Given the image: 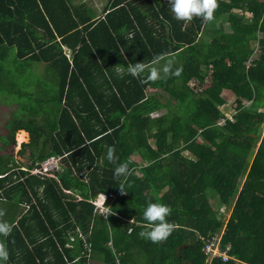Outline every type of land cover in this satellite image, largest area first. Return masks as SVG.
Returning <instances> with one entry per match:
<instances>
[{
	"label": "trees",
	"instance_id": "16d2710c",
	"mask_svg": "<svg viewBox=\"0 0 264 264\" xmlns=\"http://www.w3.org/2000/svg\"><path fill=\"white\" fill-rule=\"evenodd\" d=\"M217 3L214 20L206 23L176 20L168 0H108L94 20L79 14L82 4L72 0H0V94L17 102L3 141L14 144V133L25 131L28 141L19 151L29 155L26 167L0 156V201L15 210L9 220L18 225L4 237L7 264H35L26 242L40 252L61 248L59 264L63 255L86 264L89 250L102 264H264V0ZM12 52L21 70L45 65L38 90L20 87L24 79L10 72L7 60ZM157 57L160 63L173 59L181 74L162 82L128 74V66L144 62L150 69ZM46 78L50 95L43 93ZM207 78V92L186 87L190 79L199 85ZM161 85L167 98L146 93ZM223 90L234 94L235 106L220 126ZM157 111L159 117H149ZM109 146L118 157L113 163L105 159ZM48 158L57 160L52 177L29 175ZM125 162L131 175L115 178ZM99 194L113 196L115 214L107 220L89 202ZM149 203L171 209L167 220L175 229L164 242L139 237ZM22 204L28 208L17 220ZM220 207L230 208L226 223ZM28 221L45 234L28 233ZM77 228L87 247L77 239L66 249ZM217 234L233 260L204 252L205 240Z\"/></svg>",
	"mask_w": 264,
	"mask_h": 264
},
{
	"label": "clouds",
	"instance_id": "9594fccd",
	"mask_svg": "<svg viewBox=\"0 0 264 264\" xmlns=\"http://www.w3.org/2000/svg\"><path fill=\"white\" fill-rule=\"evenodd\" d=\"M168 3L174 18L181 22H191L194 18H200L206 23L212 22L214 20V12L218 7L217 0H168ZM161 59V57H157L153 62L154 66L150 69L144 62L130 65L127 68L128 74L132 75L134 78L143 77L142 82H156L160 79L179 76L181 74L182 68H175V70H173L175 63L173 59L169 58L163 63H160ZM146 71L148 72V75L144 77L143 74ZM105 159L109 163H113L118 159L115 155L114 147L109 146L107 148ZM47 160H55V162H57L54 158H48L42 161V163ZM42 163H40V166ZM40 166H36V168H40ZM53 171L54 169L52 166L50 170L46 172L45 176H51ZM28 173L29 175L34 176L40 175L33 174L30 170H28ZM129 175H131V170L126 162L118 164L114 170V177L117 179L123 177L124 180H127ZM118 188L120 189L121 194L127 193L124 190L123 182H121ZM107 198L110 200L113 196L109 195L106 197L104 194H101L98 201V211L105 217V220H107V217L115 214L112 212V208L107 206ZM143 215L147 222V227L139 233V237L142 239L151 241L152 243H161L166 241L175 229V225L167 220V217L171 215V209L167 205L161 203H149L144 210ZM3 216L4 212L0 210V218ZM11 231L12 226L3 219H0V236L7 237L10 235ZM221 250H223V248H221ZM8 258L9 253L7 247L5 243L0 241V262L7 264ZM229 259L233 260L232 257L226 253L225 261Z\"/></svg>",
	"mask_w": 264,
	"mask_h": 264
},
{
	"label": "rangeland",
	"instance_id": "374dc122",
	"mask_svg": "<svg viewBox=\"0 0 264 264\" xmlns=\"http://www.w3.org/2000/svg\"><path fill=\"white\" fill-rule=\"evenodd\" d=\"M87 2V0H84ZM227 1V0H226ZM78 2V1H76ZM90 2H93V0H89V3ZM95 2L98 4V6H101L100 7V10L101 8L106 5V3L108 2V0H95ZM88 3V2H87ZM96 11H97V5H96ZM99 11V10H98ZM12 57H13V52L10 54L9 58L7 59L8 60V63L11 64V67H10V72L13 73V75H17L18 73H22L26 76V79L27 81L24 82L22 85H20V87L25 90V89H32L34 91L38 90L37 89V85L35 87V84H37L36 80H40V78L38 76H41L42 75V72H43V68H40L41 66H43V64H34L32 65V69H26V71H23L21 69H19V67L17 66V64H13L12 63ZM35 78V82H33ZM42 79V78H41ZM48 79L49 78H46L44 79L45 80V83H42L43 86H45V89L43 91V93H47L50 95V93L52 92V88H51V84L50 83H46L48 82ZM159 82H162L163 79H160L158 80ZM165 81V80H164ZM50 82V81H49ZM15 83V82H14ZM17 85H19V83H16L14 86L16 87ZM168 85L170 86L171 84L168 83ZM160 88H157V89H152L150 88V93L152 92H160V94L162 95V97H168L167 94H165L163 91H161V89L163 88V85L159 86ZM186 87L189 88L190 90H192V92L194 94H202L204 92H207L209 90V87H210V81L207 79L204 80V83L203 84H199L198 85V82L193 80V79H190L187 83H186ZM40 89H43V87H41ZM149 90H147V93H148ZM221 96L222 98H224V100H228L230 104L233 103L232 99L234 98L231 94L227 93L226 91H222L221 92ZM161 100V102H164L163 99ZM9 101V98L8 97H5V95H2L0 94V156L4 155L5 158L6 156H11L14 160V165L15 166H25L28 165V157L29 155L27 154V151L24 152V153H20V147H21V144L22 143H26L28 141V136L26 135L25 136V139L24 137H22V140H21V137L19 135L18 132H15L14 133V144H9V145H4V141H3V138H5L7 136V128H6V122L7 120L10 118V112L15 108L14 106L15 105H12V104H9V103H6ZM230 106V105H229ZM229 106H220V111L222 112L223 116L222 118L219 119V121L217 122L218 125L222 126L224 125L225 123V119H229L231 120V114H232V108L235 106L234 105H231V107ZM222 107V108H221ZM234 109V108H233ZM159 115H161V112L160 113H154V114H151V117L154 116V117H158ZM153 117V118H154ZM262 131H261V136L263 134V131H264V127H262ZM184 155L186 156H190L188 152L184 151L183 152ZM137 154H131L129 157L131 160H138V158L136 157ZM166 157L163 156L162 157V160L165 159ZM169 159H166L162 162V165H165L167 163ZM42 163V162H40ZM40 163H38V166H40ZM12 163L9 164V166H11ZM146 165H148L147 163H144V164H141V165H137L138 168L140 167H145ZM39 168H36V167H33L32 169H30L31 172H33L34 170H37ZM38 171V170H37ZM138 172V171H137ZM35 173V172H33ZM139 173V172H138ZM39 179L41 178H45L46 176L45 175H38ZM49 177H52V176H49ZM141 177H142V174H141ZM242 182L241 181V184L239 186V189H241V186H242ZM98 201H99V197L98 195L95 196L94 198H92L90 200V202L94 205V210L93 212L96 214V215H99V216H102L99 211H98ZM111 202H113V198H111L109 200V202H107V206H110ZM209 203L210 204H213V205H218V202L216 199L212 198L209 196ZM220 213L222 214V219L224 221V223L227 222L228 220V217L230 215V208L229 209H223L220 207ZM104 218V216H102ZM133 221V219H131L129 222L131 223ZM225 228V226L222 228V231L223 229ZM221 231V232H222ZM78 237L81 236L83 237V235L79 232V234L77 235ZM75 236H71L70 239H74L75 240ZM201 239H204L203 237H201ZM220 239H221V234H217V235H214L213 237H211L210 239L208 240H205V244L207 245V250H206V253H208V256L209 257H214L213 253L215 255H222L219 251H221V243H220ZM1 241V240H0ZM110 245V244H108ZM229 245L227 244L224 248H223V251L225 249H228ZM89 264H102V263H93L92 260H89L88 261ZM234 264H242L241 262L239 261H235Z\"/></svg>",
	"mask_w": 264,
	"mask_h": 264
},
{
	"label": "crops",
	"instance_id": "0c3cea01",
	"mask_svg": "<svg viewBox=\"0 0 264 264\" xmlns=\"http://www.w3.org/2000/svg\"><path fill=\"white\" fill-rule=\"evenodd\" d=\"M76 1H78V2H76ZM220 1H226V0H220ZM88 2V3H87ZM87 2L86 1H84V0H72V4H78L79 5V7H80V4H82V8H80V9H77V12L79 13V14H81V15H88L89 17H91L93 20L94 19H97V17H102V15H101V10H100V7L101 6H98V4L95 2V0H93V2H90L89 3V0H87ZM226 2H229V0H227ZM96 5H97V11H96ZM99 10V11H98ZM82 27V26H81ZM69 34H70V32H69ZM130 35V34H129ZM87 37V36H86ZM88 39V38H87ZM62 49H63V52H64V54H65V56H66V58L68 59V60H71V57H70V51L68 50V49H66L64 46H62ZM34 64H36V63H32V64H30V66H26L23 70H22V72L23 71H26V69H32L33 67H32V65H34ZM40 68H43V72H42V75L41 76H38V77H44V76H46V67H45V65L43 64V66H41ZM15 76H22V78L24 79V82H26L27 80H26V77H25V75L24 74H22V73H18L17 75H15ZM101 78L102 77H97V81H100L101 80ZM35 79V78H34ZM106 81H110V75H107L106 76ZM42 80V79H41ZM36 87V86H35ZM38 88V87H37ZM40 89V88H39ZM152 89H154V88H152ZM32 90V89H31ZM147 90H149L148 91V93L150 94V87L149 88H147ZM147 90H146V93H147ZM23 91H25V90H23ZM223 91H226L227 93H229V94H231L233 97H234V94L233 93H231L230 91H228V90H223ZM101 93H102V95H101V97H105V95H106V93H107V90H104V86L102 87V89H101ZM221 96V95H220ZM5 97H7V96H5ZM222 97V96H221ZM224 99V98H223ZM105 100V99H104ZM104 100H103V102H104ZM232 101H233V103L232 104H230L229 103V101L228 100H224V104H223V106H229V107H231V105H234L235 104V98H233L232 99ZM6 103H9V104H12V105H17V102H16V100H13L12 98H9V101L8 102H6ZM15 107V106H14ZM222 108V107H221ZM234 108V107H233ZM232 108V109H233ZM218 109H219V111H220V107H218ZM234 110V109H233ZM158 113H160L161 112V114H162V111H157ZM157 112H152L151 114H154V113H157ZM11 113V112H10ZM220 113L222 114V112L220 111ZM151 114H149V117L150 118H152V117H154V116H152L151 117ZM160 116V115H159ZM158 116V117H159ZM222 116H223V114H222ZM154 118H156V117H154ZM10 119V118H9ZM8 121V120H7ZM75 123L77 124V122L75 121ZM6 125H7V122H6ZM23 132V133H25L27 136H28V134L25 132V131H23V130H17V132L19 133V132ZM59 158H61L62 159V157H59ZM76 162H81L80 160H79V157H78V159H76ZM67 191V190H66ZM69 193V192H68ZM70 194H72L71 192H70ZM101 194H99L98 195V197L100 196ZM75 196H77V195H75ZM90 202V201H89ZM90 204H91V202H90ZM8 205H10V204H8ZM8 205H5L3 202H1L0 201V210H2L3 212H4V216L2 217V218H0V219H3L4 221H6V222H8L11 226H13L14 225V227H18V225L16 224V223H11L10 222V216H11V214L12 213H14L15 212V210H13L12 211V209L10 208V207H8ZM27 208H28V206L27 205H25V204H22L20 207H19V209L17 210V213L15 214V217L17 218V220H18V216L19 215H21L22 213H25L26 212V210H27ZM21 211V212H20ZM48 222L50 223V221L47 219V218H42V223H43V225H45V226H47L48 225ZM26 227H29V229H28V233H31V235H33V234H35V233H32L31 231V229H37L38 230V234H45V232L46 231H41L40 232V230H39V226H38V224H36V221L34 222V221H28V223L25 225ZM49 229H51V228H49ZM79 232L83 235L84 233L83 232H81V230L80 229H78L77 228V232H76V234H71V235H69V237H68V242H66L65 244H64V247L66 248V249H72V248H74V243H77L78 242V240L79 239H81L82 240V242H83V246H85V247H87L86 246V242H85V237H84V235H83V237H81V236H77L78 234H79ZM37 237H40V235H36ZM71 236H75L76 238H75V240L74 239H70V237ZM78 239V240H77ZM0 240L4 243V236H0ZM40 242H38L39 244H43L44 243V241L41 239V240H39ZM110 244V243H109ZM26 245L28 246V251L29 252H31V253H35V254H33L34 255V262H35V264H43V263H46L45 261L46 260H55V263L56 264H59V251H61V248H57V246L55 247V248H51L50 250H48V251H46L45 249H43L41 252H40V249L39 250H34V246L32 245V244H30L29 242H26ZM57 248V249H56ZM88 250V249H87ZM35 251V252H34ZM91 250H89V251H87V253H88V255H89V258L87 259V263L86 264H89L88 263V261L89 260H92V262L93 263H97V256H90V252ZM45 256V257H44ZM79 256L78 257H76L73 261H72V263L73 262H77V263H79L78 261H79ZM41 259H42V261H41ZM63 261H64V264H71V262H69V260L67 259V257H66V255H63ZM20 263L21 264H25L26 262H24V260L23 259H21L20 260Z\"/></svg>",
	"mask_w": 264,
	"mask_h": 264
},
{
	"label": "built area",
	"instance_id": "2783aa9c",
	"mask_svg": "<svg viewBox=\"0 0 264 264\" xmlns=\"http://www.w3.org/2000/svg\"><path fill=\"white\" fill-rule=\"evenodd\" d=\"M54 163H55V160H47L41 164L40 168L37 169L38 171L34 170L33 172H35V173H33V172L32 173L33 174L46 175V172L49 171L52 166H54ZM206 250H207V245H205V248H204L205 253H206ZM227 250L228 249H225L224 251L223 250L219 251L222 255L217 256L214 253H213V255H214V257H220L222 260H226V251ZM206 254H208V253H206Z\"/></svg>",
	"mask_w": 264,
	"mask_h": 264
},
{
	"label": "bare ground",
	"instance_id": "6f19581e",
	"mask_svg": "<svg viewBox=\"0 0 264 264\" xmlns=\"http://www.w3.org/2000/svg\"><path fill=\"white\" fill-rule=\"evenodd\" d=\"M19 135H20V137H21V140H22V137H24V139H25V136H26V134L25 133H23V132H19Z\"/></svg>",
	"mask_w": 264,
	"mask_h": 264
}]
</instances>
